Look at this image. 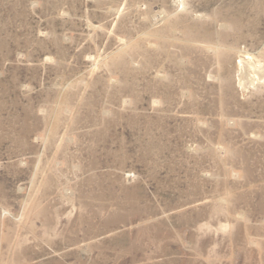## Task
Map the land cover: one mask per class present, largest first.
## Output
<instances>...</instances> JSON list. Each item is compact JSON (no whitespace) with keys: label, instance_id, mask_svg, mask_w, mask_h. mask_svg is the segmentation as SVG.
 <instances>
[{"label":"rangeland","instance_id":"1","mask_svg":"<svg viewBox=\"0 0 264 264\" xmlns=\"http://www.w3.org/2000/svg\"><path fill=\"white\" fill-rule=\"evenodd\" d=\"M243 56L264 0H0V264H264Z\"/></svg>","mask_w":264,"mask_h":264},{"label":"bare ground","instance_id":"2","mask_svg":"<svg viewBox=\"0 0 264 264\" xmlns=\"http://www.w3.org/2000/svg\"><path fill=\"white\" fill-rule=\"evenodd\" d=\"M213 51V50H212ZM239 69V86L245 88L247 84L264 79V66H254L253 63L247 62L245 56L238 59ZM238 79V78H237Z\"/></svg>","mask_w":264,"mask_h":264}]
</instances>
